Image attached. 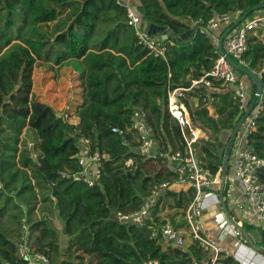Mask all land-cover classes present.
Listing matches in <instances>:
<instances>
[{
  "label": "trees",
  "instance_id": "1",
  "mask_svg": "<svg viewBox=\"0 0 264 264\" xmlns=\"http://www.w3.org/2000/svg\"><path fill=\"white\" fill-rule=\"evenodd\" d=\"M260 4L264 0H137V12L146 23L165 26V33L175 34V39L164 41L167 51L163 57L138 42L134 28L127 23L126 8L117 0H0V181L4 185L0 199L6 204L2 212L16 199L13 216L20 224L24 214L21 204L26 205L34 246L53 263L193 264L194 255L201 257L195 247H164L147 225L117 219L118 211L139 208L153 183L176 174L168 169L153 174L155 169L149 164L154 159L140 154L134 136L117 135L112 127L129 126L133 112L140 108L147 112L155 138L157 130H162L183 149L180 127L167 109L168 89L182 86L187 79H201L219 56L217 40L198 31L190 33L188 20L208 22L216 15L241 11L224 23L220 38L239 17ZM54 21V28L48 31L46 27ZM98 30L104 34L101 39L94 38ZM93 39L96 42L91 44ZM55 47L57 64L72 65L83 83L78 124L70 123L33 94L35 63L49 59ZM244 60L253 69L264 65V43L255 35L248 37ZM261 77L264 84V71ZM247 80L251 85L249 106L253 100L264 106V92L256 96L257 86ZM220 85L214 81L212 88L218 89L211 93L194 87L197 106L184 98L193 122L211 131L210 138L197 143L196 148L214 174L223 166L231 133L245 114L239 110L234 91ZM27 127L37 137V161L30 150L20 148ZM84 138L107 154L101 179L94 186L61 176V171L79 170L76 154ZM250 138L264 156V108ZM167 194L183 209L193 198L191 187ZM40 198L56 203L68 237L65 253L53 220L32 218ZM18 239L0 224V264H24L16 251Z\"/></svg>",
  "mask_w": 264,
  "mask_h": 264
},
{
  "label": "built area",
  "instance_id": "2",
  "mask_svg": "<svg viewBox=\"0 0 264 264\" xmlns=\"http://www.w3.org/2000/svg\"><path fill=\"white\" fill-rule=\"evenodd\" d=\"M117 2L125 6L127 23L134 28L138 42L155 56L165 57L167 51L165 39H158L157 35L147 31L148 23L137 12L135 1L117 0ZM240 13L241 11L236 14L216 15L208 22L190 18L188 24L194 31L211 36L213 30L238 17ZM256 30H264V12L258 11L248 16L232 30L224 41L226 54L238 60L237 62L247 65L244 54L248 47V37ZM218 53L213 68L201 79L193 80L191 87L182 85L168 89L167 109L171 117L177 121L185 144L183 149L169 155L175 164V178L153 183L150 195L139 208L129 212L118 211L116 216L120 222L130 225H147L152 230L153 237H158L172 247L184 248L189 240L192 241L205 253L202 258H194L193 264H230L228 263L230 259L234 261L233 264H257L248 261L244 254V249L249 247L246 244L244 230L246 225L264 222V180L261 178V173L264 174V156L257 152L250 138L252 132L256 130L257 118L264 108L263 103L262 101L259 105L255 103L253 110L243 122L231 150L233 170L229 174L226 172V177L223 178L222 168L214 174L199 157L196 144L206 136L203 129L193 122L190 111L182 100L184 94L195 85L203 83L207 87H212L214 81H218L225 88L234 91L239 110L243 113L247 112L250 97L247 81L238 75L236 69L227 61L226 55L221 54L219 49ZM62 115L68 121L73 116L68 112ZM112 131L120 136L128 134L134 136L138 150L144 158L157 157L153 152L156 145L154 127L148 121L145 110L135 109L129 126L112 127ZM106 158L107 154L93 148L90 138H84L76 154L79 170L61 171V176L94 186L101 179ZM131 163L130 159L127 164ZM181 185H188L193 190V198L184 211V224L177 225L170 220L160 221L155 218L153 207L157 201L173 188ZM3 186L0 181V188ZM215 205H222L225 209L222 212L223 217H219L217 222L221 221L222 225H226L229 233L240 238L239 247L233 254L227 246L205 231L204 211L209 206ZM19 225L20 236L16 251L24 264H55L47 253L39 251L34 246L27 211H24ZM256 253L258 254V251ZM144 264H157V262L150 261Z\"/></svg>",
  "mask_w": 264,
  "mask_h": 264
},
{
  "label": "crops",
  "instance_id": "3",
  "mask_svg": "<svg viewBox=\"0 0 264 264\" xmlns=\"http://www.w3.org/2000/svg\"><path fill=\"white\" fill-rule=\"evenodd\" d=\"M134 1H135V3L137 2V0H134ZM259 11L264 12V10H259ZM56 22L57 21L50 22L49 26L46 27V29L48 31H52ZM225 27H226V24H224V23L221 24L219 27H217L215 30H213L211 37L216 39V40H219V34L225 29ZM251 34L255 35L259 40H261L264 43V30H256V31H253ZM49 59H51V58H49ZM44 60H45V65L52 63L50 61H47L48 59H38L35 63V68H34V72H33V81H34L33 94L35 95V97L37 99H39V96H37V94H36V88H37V86H36V67L38 65V62L44 61ZM52 64L56 66V70H57V71H55V69L50 68L51 70H53L52 75H49L51 73H48V71H49L48 68L44 69L46 71L45 74H46L47 78H49V77L51 78V80L47 79V81L49 83L51 81H53L55 79V77H57L60 74L59 68L62 67V64H55V63H52ZM246 66H248V65H246ZM251 69H253V68H251ZM72 70L76 74L75 75L76 81H74L75 83H73V85H75V88H73V85H71L72 87L70 88L72 91V95L74 96L72 101L69 102V101L65 100L64 98L60 99L59 97H56L54 95L55 96L54 98L58 99L56 101V103H60L59 106H57V104L53 103V102H50L48 104L52 105L59 112L60 115L63 114V110L65 108L66 112L73 114L71 120H69V121L73 124H78L80 122L78 111H79L80 105L83 102L84 87H83V83L79 79L80 78L79 72L76 71L74 68H72ZM253 70L256 71L261 76L262 71H264V65L262 66V69H258V70L253 69ZM238 75L247 81L249 91H251V85L249 84V81L247 80L248 76L242 75V74H238ZM77 79H79V81H77ZM194 87H201V88L204 87L203 90L208 91L209 93L216 91L218 89V88L207 87L203 83H199V84L195 85ZM194 87L190 91H188L190 93L192 92L190 95L193 96L194 98H196V101L194 103H191L188 101L192 107L197 106L199 103V98L196 97L195 95H193ZM218 87L219 88H221V87L225 88L222 84ZM182 100L187 105V108L189 110V106L185 102L184 97L182 98ZM159 102H160V100H159ZM45 103H47V102H45ZM208 107H209L210 114L214 115L216 117L217 115L215 114L214 109L211 106H208ZM203 131H204L206 137L202 140L209 139L210 135H211V131L204 130V129H203ZM159 134L161 135L162 143L164 145L163 150L159 149L160 148ZM36 138H37L36 134L32 129H30L28 127L25 128L23 131V134L21 136L20 148L21 149L26 148V149L30 150L32 157L35 158V160L37 161L39 151L36 148ZM173 143H174V145H173ZM177 150H179V149H178V145H177L176 140L173 139V142H172V140L166 134V132H164L162 130H157L156 145H155V148L153 149V152H155L157 157L152 158V159L156 160L158 158H162L165 160V163L163 162V164L158 166L157 168H152V170L155 169V171L152 173L154 174L155 172L159 171L160 169H163L164 172H166L168 169V170L174 171V173L176 174L175 164L171 161L169 155H171L173 152H175ZM229 159H230V161L228 162L230 164V172L229 173H231L233 170V167H234L231 154H230ZM221 168H223V166ZM175 176L173 178H175ZM173 178H171V179H173ZM167 180H170V179H167ZM185 189H190V186H188V185L176 186L171 191L179 192V191L185 190ZM167 195H165L162 199L158 200L157 203L155 204V206L153 207V215H155V218H157L160 221H164L167 217H165L163 215V213L157 212V207H158L157 205L163 203L167 199ZM14 204H16V199L13 202L7 203V209L2 212V209L4 208V206L6 204H5L4 199H0V224L4 228H6L10 232L11 235L17 236V238H19L20 225H19V220L15 219L13 216V214L17 210L14 208ZM21 208L23 209V211H27L26 205L21 204ZM185 209H186V207L183 210L182 219L180 221H174V222L172 221L173 223H175L177 225H183L184 224L183 217H184ZM223 211H225V209H224V207H222V205L209 206L204 211L203 219L205 222V231L211 237L219 240L221 244L227 246V248H229V250L233 254L237 250V248L239 247L240 238L233 236L231 233H229L226 229V225H222L221 221L217 222L218 221L217 219L219 217H223V215H222ZM50 214H52L54 216L51 217ZM44 216L50 217L53 220L54 225L56 226V228L58 229V231L60 233L62 253H65L66 249L68 247V244H67L68 237L64 234V223L59 218L56 203L54 201H51L50 199L46 200V201H42L40 198V200L37 204V208H36L32 218L39 219V218L44 217ZM245 230H246V232H244V236L247 238L246 244H247V246H249V247L244 249V254H245L247 260L250 262L257 263V264H264V222H261L257 225H254V224L253 225H246ZM162 242L164 243L165 241H162ZM192 247H195V248L200 250L201 257H199V258H202L203 256H205V253L190 240L187 242V245L183 249H191ZM253 250L258 251V254H260V255H258L256 253V251H253ZM193 258H198V257L194 255ZM231 261H232V263H231ZM231 261H230V264H233L234 261L232 259H231Z\"/></svg>",
  "mask_w": 264,
  "mask_h": 264
},
{
  "label": "rangeland",
  "instance_id": "4",
  "mask_svg": "<svg viewBox=\"0 0 264 264\" xmlns=\"http://www.w3.org/2000/svg\"><path fill=\"white\" fill-rule=\"evenodd\" d=\"M14 30L16 31L17 28L15 27ZM103 37H104V34L101 33L100 30H98L97 34L95 35L94 38L101 39ZM94 42H96L95 39H93L91 41V44H93ZM49 56L51 59H48L47 61H50L52 63L57 64V62H56V59L58 57L57 47H55L53 49V51L49 54ZM52 63L45 65V60L38 62V65L36 67V86H37L36 94H37V96H39V100H41L43 102H47V103H50V102L56 103V101L58 99L54 98L55 96L59 97L60 99L64 98L65 100L71 102L72 99L74 98V96L72 95V91L70 88L72 87L71 85H73V83H75L74 81H76V79H75L76 74L72 70V68H74V67L72 65H68L66 63L62 64V67L59 68L60 74L57 77H55V79L53 81H51L49 83L47 81V79L51 80V78L50 77L47 78V76L45 74L46 71L44 69L48 68L49 69L48 73H51L49 75H52L53 70H51L50 68L55 69V71H57L56 66L53 65ZM79 79H77V81H79ZM73 88H75V85H73ZM191 93L186 92L184 94V98H186L189 102L194 103L196 101V98L191 96L190 95ZM56 104H57V106H59L60 103H56ZM64 112H66L65 108L63 110V113ZM159 142H160L159 143V145H160L159 149L163 150L164 145L162 143V139H161L160 134H159ZM163 162L165 163L164 159L158 158L156 160H153L152 163L149 164V166L151 168H157L158 166L162 165ZM157 206H158L157 212H161V213H163V215L165 217H167L165 220H171L174 222V221H180L182 219V214H183L184 209L176 207L175 202L171 197H168L163 203H161ZM50 216L53 217L54 215L50 214ZM163 246L166 247L167 244L164 242Z\"/></svg>",
  "mask_w": 264,
  "mask_h": 264
},
{
  "label": "water",
  "instance_id": "5",
  "mask_svg": "<svg viewBox=\"0 0 264 264\" xmlns=\"http://www.w3.org/2000/svg\"><path fill=\"white\" fill-rule=\"evenodd\" d=\"M264 9V4H260L257 6L252 7L248 12H246L244 15H242L241 17H239L235 23L233 24L232 27H229L219 38L218 42V49L219 52L223 55H226V59L227 61L239 72H243L245 73V75L248 76L249 79H251V81L253 82V84H255L257 86V92H256V96H262L263 92H264V84L262 81V77L253 69H251L249 66L243 65L239 62H237L236 60H234L230 55L226 54L225 50H224V41L226 39V37L232 32L233 29H235L244 19H246L252 12L254 11H258ZM147 31L150 34H157V38L158 39H175V34L172 32L169 33H165L166 32V27L162 26V27H158L155 26L152 23H148L147 24ZM194 30L191 29L190 33H193ZM186 37H188V34L185 35ZM184 87H191L193 85V81L191 79H187L186 81L183 82L182 84ZM256 101L253 100V102L251 103V105L249 106L247 112L243 115V117L240 119V121L237 123V125L235 126L234 130L231 133L228 145L226 147V154H225V160H224V164H223V168H222V177L225 178L226 177V172H227V165L229 162V157L231 154V150H232V146L234 144L235 138L243 124V122L245 121V119L247 118V116L251 113V111L253 110L254 106H255ZM264 172V170H263ZM261 178L264 180V174L261 173ZM244 232H246V230H244Z\"/></svg>",
  "mask_w": 264,
  "mask_h": 264
}]
</instances>
